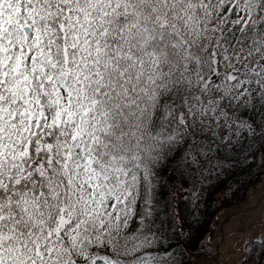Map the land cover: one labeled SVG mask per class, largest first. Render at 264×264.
<instances>
[{"label":"snow or ice","instance_id":"1","mask_svg":"<svg viewBox=\"0 0 264 264\" xmlns=\"http://www.w3.org/2000/svg\"><path fill=\"white\" fill-rule=\"evenodd\" d=\"M257 173L264 0H0V264H214L206 188Z\"/></svg>","mask_w":264,"mask_h":264},{"label":"rangeland","instance_id":"2","mask_svg":"<svg viewBox=\"0 0 264 264\" xmlns=\"http://www.w3.org/2000/svg\"><path fill=\"white\" fill-rule=\"evenodd\" d=\"M251 197V203L258 206L259 212L256 213L257 227H260V214L264 213V175L261 177L259 182L250 189L249 194L246 198ZM242 204L231 206L229 208L222 209L219 211L212 224V232L209 234L212 236V242L214 245H218V262L217 264H236V261L245 257V253L241 245L243 244V235L237 239L236 236L231 235L234 228L238 227L237 221L240 217L237 213L241 210ZM253 233L247 232L248 236ZM235 244L236 250H231V245ZM246 258V257H245Z\"/></svg>","mask_w":264,"mask_h":264},{"label":"trees","instance_id":"3","mask_svg":"<svg viewBox=\"0 0 264 264\" xmlns=\"http://www.w3.org/2000/svg\"><path fill=\"white\" fill-rule=\"evenodd\" d=\"M263 175L264 173H257L255 176L249 177L247 184H243L235 190L230 189L226 185V182L230 179V177H226L214 185L207 186L205 192L204 216L202 218L203 223L200 225V231L210 229L216 214L222 209L242 204V202L246 200L250 189L253 188L257 182H259ZM236 183L237 182L235 180H232L233 185H236ZM229 192H231V195H228ZM214 255V264H217V248L214 250ZM260 258H262L261 264H264V251L254 249L251 253V258L246 257L247 264H258Z\"/></svg>","mask_w":264,"mask_h":264}]
</instances>
